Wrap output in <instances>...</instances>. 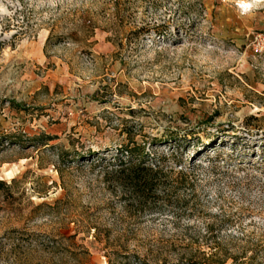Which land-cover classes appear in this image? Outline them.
Segmentation results:
<instances>
[{
    "label": "rangeland",
    "instance_id": "obj_1",
    "mask_svg": "<svg viewBox=\"0 0 264 264\" xmlns=\"http://www.w3.org/2000/svg\"><path fill=\"white\" fill-rule=\"evenodd\" d=\"M112 2L0 0V264H185L210 235L264 264V0ZM133 161L172 169L155 198L115 181Z\"/></svg>",
    "mask_w": 264,
    "mask_h": 264
},
{
    "label": "trees",
    "instance_id": "obj_2",
    "mask_svg": "<svg viewBox=\"0 0 264 264\" xmlns=\"http://www.w3.org/2000/svg\"><path fill=\"white\" fill-rule=\"evenodd\" d=\"M135 3L141 4L136 6L147 5L149 9L156 10L161 9L165 2L164 0H113L112 17L118 27L123 24L125 19L130 18L137 12V7L134 6ZM191 10V4L179 5L176 13L179 15L178 17L188 18L192 12ZM170 26L177 29L180 27V23H174L170 18L161 22H142L138 28L127 35L134 36L152 31L158 36H163L169 31ZM50 38L47 39V42ZM2 47L3 44L0 42V50ZM125 151L131 153L130 149H125ZM142 153L143 151H139L137 154L142 155ZM171 173L172 169L164 165L149 166L144 162L134 161L119 163L118 169L114 171L117 184L131 195L144 201L156 197L158 188L167 181ZM177 175L182 178L185 176L183 173H177ZM209 238L213 241L207 247L208 252L189 255L185 264H255L261 249L260 243L252 241L248 236H229L223 242L216 241L213 235H210Z\"/></svg>",
    "mask_w": 264,
    "mask_h": 264
},
{
    "label": "built area",
    "instance_id": "obj_3",
    "mask_svg": "<svg viewBox=\"0 0 264 264\" xmlns=\"http://www.w3.org/2000/svg\"><path fill=\"white\" fill-rule=\"evenodd\" d=\"M252 47L257 54H264V36L257 35L252 39Z\"/></svg>",
    "mask_w": 264,
    "mask_h": 264
},
{
    "label": "clouds",
    "instance_id": "obj_4",
    "mask_svg": "<svg viewBox=\"0 0 264 264\" xmlns=\"http://www.w3.org/2000/svg\"><path fill=\"white\" fill-rule=\"evenodd\" d=\"M261 0H253V4H260ZM242 8H244L245 10H248L250 7H252L253 5L247 4V3H243L240 5Z\"/></svg>",
    "mask_w": 264,
    "mask_h": 264
}]
</instances>
